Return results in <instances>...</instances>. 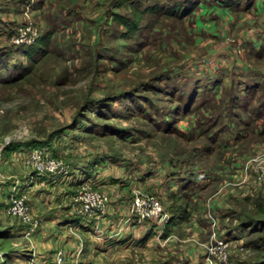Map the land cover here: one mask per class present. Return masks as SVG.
I'll use <instances>...</instances> for the list:
<instances>
[{
	"label": "rangeland",
	"instance_id": "374dc122",
	"mask_svg": "<svg viewBox=\"0 0 264 264\" xmlns=\"http://www.w3.org/2000/svg\"><path fill=\"white\" fill-rule=\"evenodd\" d=\"M136 1L0 0V264H264V0Z\"/></svg>",
	"mask_w": 264,
	"mask_h": 264
},
{
	"label": "trees",
	"instance_id": "16d2710c",
	"mask_svg": "<svg viewBox=\"0 0 264 264\" xmlns=\"http://www.w3.org/2000/svg\"><path fill=\"white\" fill-rule=\"evenodd\" d=\"M128 1H133V0H119L118 2V5L119 7L120 6H124L128 3ZM162 1L160 0H155V3L154 5L150 4L148 5L147 7H142V0H137L136 2H134V5L137 6V8L135 9V12L133 13L132 16H126V15H122L121 13L119 12H116L114 13V17L115 19L120 22L121 24H123L129 33H134L136 31H139L140 28H141V24L143 22V19H144V16L147 12H150V11H154V12H160V13H163L166 8L164 9V6L162 5L161 3ZM252 0H219V3H223L224 5L223 6H226V7H231L232 9L236 10V11H244L246 10L249 5L251 4ZM202 3H200V1H196V0H190L188 2V4H184V3H174L173 6L170 8L171 10H173L174 12H178L181 14V16H185L186 14L190 13L192 10H194L196 7L198 6H201ZM183 11V13H182ZM53 30H47L46 31V34L42 37H40L36 42H34V44H31V45H27V46H24L23 47V51H24V55H27L28 57H33V50L37 47L36 50H38V52L41 50V48H43V45H46V50L47 48H50L51 46V43L53 42ZM255 53H258L260 54L261 52H263L262 49H258L256 51H254ZM256 69L253 70H248L249 71V74L250 76L249 77H245V78H248V81H247V87H248V90L250 92H257L259 91L260 87H259V84H260V79L257 77L258 75L262 74L264 75V69H260L259 71H255ZM235 72V71H234ZM238 74V73H237ZM256 74V75H254ZM261 76V75H260ZM225 78L220 76V81L219 82H224ZM250 84V85H249ZM246 87V88H247ZM244 89V88H243ZM264 89H262L263 91ZM247 93V92H246ZM247 96V94H246ZM247 98V97H245ZM240 101H244L246 103V101L243 99L242 97V100ZM241 103H238V106L240 107H243L240 105ZM237 105L235 106H230L229 108L230 109H235ZM239 108V107H237ZM237 108L235 109L237 113H240V117H238V122L240 123L241 121H243V115L246 116V119L244 121H248L249 119V116H253L255 113H252L251 110L249 108H246L245 109V112L243 113L242 109H238L237 111ZM264 109V102H263V105L262 106H257L255 109H254V112L260 114L262 112H259L261 110ZM233 118V117H232ZM256 121L258 120L257 118L255 119ZM254 122V120H253ZM196 181H194V177L191 179L192 182H196L198 185L200 184V182L195 179ZM189 181V180H188ZM182 188H192L193 189V186L191 184H183L181 185ZM187 190V189H186ZM187 194H190V193H186L184 194L185 197L183 199L184 202L186 203V205L188 206V201H190V196L187 195ZM187 206L186 207H183L182 205H179V211L172 214L171 217L169 219H167V221L165 222V228H164V233L166 235H168L170 233V230L175 227L176 225H180V223H177V222H182L184 220H186L189 216V213L187 212ZM147 235L149 236L150 233L148 232Z\"/></svg>",
	"mask_w": 264,
	"mask_h": 264
},
{
	"label": "built area",
	"instance_id": "2783aa9c",
	"mask_svg": "<svg viewBox=\"0 0 264 264\" xmlns=\"http://www.w3.org/2000/svg\"><path fill=\"white\" fill-rule=\"evenodd\" d=\"M97 197V195L95 193H93V199H95ZM78 200V199H77ZM93 200L91 201V205H89V214L90 215H95L98 213V206L100 205H96V204H93L92 203ZM98 208V209H97ZM10 213L14 214V215H19L20 217H26L25 219H30L29 215H28V212H27V207L25 206V203L23 200H14L13 204L10 205L9 207V210H8ZM29 221V220H28ZM36 225V224H34Z\"/></svg>",
	"mask_w": 264,
	"mask_h": 264
},
{
	"label": "crops",
	"instance_id": "0c3cea01",
	"mask_svg": "<svg viewBox=\"0 0 264 264\" xmlns=\"http://www.w3.org/2000/svg\"><path fill=\"white\" fill-rule=\"evenodd\" d=\"M259 46V45H258ZM27 181V180H26ZM26 181H24V183L26 182ZM29 182V181H28ZM16 182H11V183H9V184H7L5 187H4V185H3V187H0V201H2L3 200V196H2V194H10L11 192H13V187L15 186L14 184H15ZM21 183V182H20ZM23 183V182H22ZM27 183V182H26ZM22 186V185H21ZM76 227V226H75ZM136 238H138V237H136Z\"/></svg>",
	"mask_w": 264,
	"mask_h": 264
}]
</instances>
